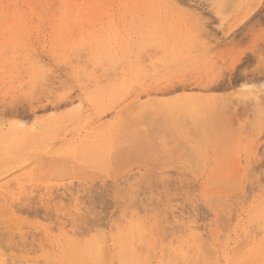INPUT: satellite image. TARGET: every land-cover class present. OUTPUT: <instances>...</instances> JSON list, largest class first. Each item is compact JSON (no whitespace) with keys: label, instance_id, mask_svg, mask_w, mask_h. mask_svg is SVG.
<instances>
[{"label":"rangeland","instance_id":"374dc122","mask_svg":"<svg viewBox=\"0 0 264 264\" xmlns=\"http://www.w3.org/2000/svg\"><path fill=\"white\" fill-rule=\"evenodd\" d=\"M227 1L0 0L1 264H264V0Z\"/></svg>","mask_w":264,"mask_h":264},{"label":"bare ground","instance_id":"6f19581e","mask_svg":"<svg viewBox=\"0 0 264 264\" xmlns=\"http://www.w3.org/2000/svg\"><path fill=\"white\" fill-rule=\"evenodd\" d=\"M226 1H227V0H226ZM15 2H16V1H15ZM227 2H228V1H227ZM224 3H225V2H224ZM221 5H222V4H221ZM2 7H3V6H2ZM1 11H2V10H1ZM20 12H21V11H20ZM0 14H1V13H0ZM1 15H2V14H1ZM1 15H0V16H1ZM22 15H23V13H22ZM4 16H5V15H4ZM4 16L0 17V19L4 18ZM5 18H7V17H5ZM4 20H6V19H3V21H4ZM7 21H8V20H7ZM4 22H5V21H4ZM90 22H91V21H90ZM9 25H10V24H9ZM93 25H94V24H93ZM7 28H8V27H7ZM3 29H4V28H3ZM8 29H9V28H8ZM11 29H12V28H11ZM93 29H94V27H93ZM6 30H7V29H6ZM145 30H146V29H145ZM93 31H94V30H93ZM86 32H87V31H86ZM11 33H12V32H11ZM87 33H88V32H87ZM92 34H93V33H92ZM107 35H108V34H107ZM90 36H92V35H90ZM152 36H153V35H152ZM152 36H151V37H152ZM155 36H156V35H155ZM155 36H154V38H155ZM80 37H81V36H80ZM89 38H90V37H89ZM110 38H111V37H110ZM81 39H82V37H81ZM101 39H102V38H101ZM74 40H75V39H74ZM96 40H97V39H96ZM110 40H111V39H110ZM149 40H150V39H149ZM154 40H155V39H154ZM82 41H83V40H82ZM77 42H78V41H77ZM83 42H84V41H83ZM86 42H87V41H86ZM88 42H89V41H88ZM90 42H91V40H90ZM92 42H93V41H92ZM98 42H99V41H98ZM98 42H97V43H98ZM108 42H109V41H108ZM186 42H187V41H186ZM80 43H81V42H80ZM94 43H95V42H94ZM110 43H111V42H110ZM82 44H83V43H82ZM82 44H81V47H80V46H78V47H80V49H82V48H83V49H86V52H87V48H85V43L83 44L84 47L82 46ZM98 45H99V44H98ZM100 45H101V44H100ZM187 45H188V44H187ZM66 46H67V44H66ZM76 46H77V45H76ZM76 46L74 45V47H76ZM145 46H146V45H145ZM74 47H73V48H74ZM93 47H94V46H93ZM73 48H72V49H73ZM88 48H89V47H88ZM114 48H115V47H114ZM186 48H187V47H186ZM186 48H185V49H186ZM68 49H69V48H68ZM76 49H77V50H80L79 48H76ZM83 49H82V50H83ZM82 50H81V51H82ZM130 50H131V49H130ZM72 51H73V50H72ZM109 51H110V50H109ZM76 52H77V51H75V53H76ZM83 52L86 53L85 50H84ZM187 52H188V51H187ZM87 53H88V52H87ZM185 53H186V52H185ZM185 53H184V54H185ZM102 54H104V53H102ZM107 54H108V53H107ZM86 55H87V54H86ZM89 55H90V54H89ZM90 56H91V55H90ZM108 56H109V55H108ZM88 57H89V56H88ZM100 57H101V56H100ZM105 58H106V56H105ZM89 59H90V58H89ZM109 61H110V60H109ZM87 62H89V60H88ZM101 62H102V61H101ZM87 64H88V63H87ZM88 67H89V66H88ZM90 67H91V66H90ZM95 67H96V66H95ZM93 68H94V67H93ZM94 69H95V68H94ZM114 69H115V68H114ZM117 69H118V68H117ZM37 70H38V69H37ZM111 72H112V71H111ZM37 73H40V71L38 70ZM41 73H42V72H41ZM79 73H80V71H79ZM42 74H43V73H42ZM42 74H41V75H42ZM43 76H44V75H43ZM86 76H87V75H86ZM44 77H45V76H44ZM137 77H138V76H137ZM42 78H43V77H42ZM85 79H86V77H85ZM117 79H118V78H117ZM80 80H81V79H80ZM89 81H90V80H89ZM136 83H137V82H136ZM242 85H243V84H242ZM263 85H264V84H263ZM263 85H262V87H264ZM257 86H258V85H257ZM257 86H256V88H257ZM117 87H118V86H117ZM249 87H251V86H248L247 84H244L243 87H242V90L244 89L243 92H241L240 94L238 93V94H239V95L243 94L244 97H245V96H251V97L254 96L253 98H254V99L256 98V100H254V101L259 102L260 105H261V103H262V101H263L264 98H263V99H260L259 96L257 95L258 92H254V91L252 90L253 88L251 89L252 91L249 90ZM253 87H254V89H255V86H253ZM258 87H259V89H260V91H261V88H262V87H261V86H258ZM260 87H261V88H260ZM87 88H88V87H87ZM185 90H186V89H185ZM93 91H94V90H93ZM257 91H259L258 88H257ZM262 92H263V90H262ZM263 93H264V92H263ZM260 95H261V93H260ZM251 97H250V98H251ZM262 97H264L263 94H262ZM262 97H261V98H262ZM88 98H89V97H88ZM258 98H259L260 100H262V101H259ZM257 100H258V101H257ZM72 101H73V100H72ZM182 101H183V100H182ZM186 101L188 102L189 100L186 99ZM224 101H225V100H224ZM224 101H222V103H223ZM98 102H99V101H98ZM145 102H146V101H145ZM187 102L175 103L171 108L174 110V112H175V110H176V111L181 112V113H186V110L188 109V107L190 108V106L193 104V103L191 104V103H187ZM189 102H190V101H189ZM219 102H220V101H219ZM142 103H144V102H142ZM204 103H205V102H204ZM214 103H215V102H214ZM190 104H191V105H190ZM217 104H218V103H217ZM262 104H264V103H262ZM69 105H70V102H69ZM215 105H216V104H215ZM199 106H201V105H199ZM193 107H194V106H193ZM195 107H196V106H195ZM199 108H201V107H199ZM199 108H198V109H199ZM190 109H192V108H190ZM196 109H197V108H196ZM196 109H195V110H196ZM198 109H197V111H199ZM221 109H222V107H221ZM142 110H143V109H142ZM188 110H189V109H188ZM193 110H194V109H193ZM193 110H192V113H193ZM203 110H204V109H203ZM197 111H196V112H197ZM201 111H202V108H201ZM171 112H172V111H171ZM188 112H190V110H189ZM196 112L194 111V113H196ZM214 112H215V111H214ZM222 112H223V111H222ZM145 113H146V112H145ZM153 113H154V112H153ZM190 113H191V112H190ZM194 113H193V115H194ZM199 113H200V112H199ZM156 114H157V113H156ZM178 114H179V113H178ZM172 115H173V114H172ZM179 115L181 116V114H179ZM193 115H192V116H193ZM195 115H196V114H195ZM76 116H78V115H76ZM173 116H174V115H173ZM184 116H185V115H184ZM184 116H181V118L183 117V118L185 119ZM186 116H187V113H186ZM189 116H190V115H189ZM219 116H220V115H219ZM149 117H151V115H150ZM152 117H153V116H152ZM201 117H202V118H201V119H198V121L196 120L197 123L195 122V127L197 126V127H196L197 129H198V126H199V127H200V126H205V125H207L208 123L214 122V118H215V117H216V118L218 117V113L215 112V113H211V114H205V115H203V116L201 115ZM178 118H179V117H178ZM178 118H175V119H176V122H177V119H178ZM144 119H149V120H150V118H147L146 115H145ZM184 119H183V121H185ZM144 121H145V120H144ZM179 121L181 122V120H179ZM186 121H187V120H186ZM186 121H185V122H186ZM194 121H195V120H194ZM185 122H184V123H185ZM184 123H183V122L181 123L182 126H183ZM144 124L146 125L147 122L145 121ZM185 124H186V123H185ZM188 124H191V123L188 122ZM196 124H197V125H196ZM61 126H62V125H61ZM184 126H185V125H184ZM184 126H183V128H184ZM186 126H187V125H186ZM212 126H213V125H212ZM23 127H24V128L27 127L26 129H27L29 132H37L38 130H40V129L42 128V125L40 124V120H39L37 117H35V118H33L32 120L29 119L28 121H25V122L23 123ZM153 127H154V126H153ZM155 127H156V126H155ZM188 127H189V126H188ZM205 127H207V126H205ZM208 128H209V127H208ZM146 129H147V126H146ZM149 129H150V128H149ZM188 129H189V128H188ZM190 129H192V128H190ZM139 130H140V128H139ZM139 130H138V131H139ZM150 130H151V129H150ZM154 131H155V128H152V130H151L150 132L153 133ZM197 131H198V130H197ZM39 132H40V131H39ZM143 132H144V131H143ZM147 132H148V131H147ZM42 133H43V132H42ZM137 133H138V132H137ZM145 133H146V132H144V134H145ZM168 133H169V132H168ZM198 133H199V131H198ZM138 134H139V133H138ZM140 134H141V138L139 137V139H140V140L142 139L141 141H144V140H143L144 136H143V138H142V133H140ZM153 134H155V133H153ZM156 134H157V133H156ZM159 134H160V133H159ZM190 134H191V133H190ZM135 135H136V134H135ZM145 135H146V134H145ZM147 135H148V133H147ZM160 135H161V134H160ZM164 135H165V134H164ZM149 136H150L151 138H152V137H155L154 135H152V136L149 135ZM149 136H146V138H150ZM165 136H166V135H165ZM169 136H170V135H169ZM200 136H201V135H200ZM146 138H145V140H146ZM155 138H156V137H155ZM155 138L152 139V141H153V140L155 141V140H156ZM157 138H158V139L160 138L159 140H161V136H160V137L157 136ZM167 138H168V137H167ZM136 139H138V138H136ZM140 140L135 141V139H132L133 142H134V141H135V142H140V144H141V141H140ZM159 140H158V141H159ZM167 140H168V139H167ZM172 141H173V140H172ZM154 143H155V142H154ZM172 143H173V142H172ZM103 144H104V143H103ZM124 144H125V143H124ZM127 144H128V143H127ZM127 144H126V145H127ZM144 144H145V143H144ZM95 145H96V144H95ZM136 146L139 147V146H140L139 143H138ZM136 146H135V148L138 149L139 152L141 151V149H142V151H144V148H147V146L144 147L145 145H141L140 148H138V147H136ZM142 146H143V147H142ZM149 146H150V145H149ZM127 147H129V146H127ZM154 147H155V146H154ZM126 149L129 150L130 147H129V148H126ZM148 149H150V148H148ZM155 149H156V148H155ZM122 151H123V150H122ZM136 151H137V150H136ZM142 151H141V152H142ZM145 151H146V150H145ZM149 151H150V150H149ZM152 151L155 152V150H153V149H152ZM126 152H128V151H126ZM129 152H130V151H129ZM154 152H153V153H154ZM135 153H137V152H135ZM130 154H131V153H130ZM138 154H139V153H138ZM133 155H134V154H133ZM133 157H134V156H133ZM130 158H131V157H130ZM189 160H190V159H189ZM66 161H67V160H66ZM62 165H63V164H62ZM59 167H60V166H59ZM13 168H14V167H13ZM49 198H50V197H49ZM51 199H52V197H51ZM0 207H1V206H0ZM5 207H6V206H5ZM8 208H9V207H8ZM6 211H8V210H6ZM0 212H2V211H0ZM5 217H6V215H5ZM0 218H1V217H0ZM1 219H2V218H1ZM3 220H4V217H3ZM5 226H6V225H5ZM5 228H6V227H5ZM6 230H7V229H6ZM85 230H86V229H85ZM4 232H5V231H3V233H4ZM248 232H249V231H248ZM247 234H248V233H247ZM248 235H249V234H248ZM249 236H250V235H249ZM249 236H248V237H249ZM251 236H252V235H251ZM243 237H244V236H243ZM248 237H247V238H248ZM244 238H245V237H244ZM77 239H79V238H77ZM245 239H246V238H245ZM248 239H249V238H248ZM256 239H257V238H256ZM247 241H248V240H247ZM241 242H242V241H241ZM244 243H245V242H243V244H244ZM246 243H247V242H246ZM248 243H249V242H248ZM240 244H242V243H240ZM249 245H250V244H249ZM240 246H241V245H240ZM104 247H105V246H103V248H104ZM244 249H245V248H244ZM103 250H104V249H103ZM245 250H246V249H245ZM103 253H104V251H103ZM251 256H252V255H251ZM176 257H177V255H176ZM50 259H51V258H50ZM102 259H103V257H102ZM104 259H105V254H104ZM194 259H195V261H197V260H196L197 258H194ZM172 260H173V259H172ZM199 260H200V259H199ZM199 260H198V262H199ZM260 260H261V259H260ZM1 261H2V260H1ZM1 261H0V262H1ZM173 262H174V261H173ZM247 262H248V261H247ZM4 263H5V262H4ZM4 263H2V264H4ZM105 263H106V262H105ZM200 263H201V262H200ZM248 263H249V262H248ZM0 264H1V263H0ZM5 264H6V263H5ZM172 264H173V263H172ZM193 264H194V263H193ZM195 264H197V263L195 262ZM211 264H212V263H211Z\"/></svg>","mask_w":264,"mask_h":264}]
</instances>
